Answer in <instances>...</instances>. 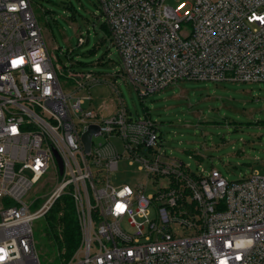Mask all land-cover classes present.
Returning <instances> with one entry per match:
<instances>
[{
    "label": "built area",
    "instance_id": "1",
    "mask_svg": "<svg viewBox=\"0 0 264 264\" xmlns=\"http://www.w3.org/2000/svg\"><path fill=\"white\" fill-rule=\"evenodd\" d=\"M176 1L99 0L141 97L182 79L264 82V0ZM63 71L32 0H0V264H42L33 224L64 196L81 242L69 259L57 252L63 264H264V169L235 181L194 171L122 98L108 117L86 108L90 87L112 74L69 70L64 87ZM121 163L147 182L119 180ZM44 179L54 187L33 209L25 198Z\"/></svg>",
    "mask_w": 264,
    "mask_h": 264
},
{
    "label": "rangeland",
    "instance_id": "2",
    "mask_svg": "<svg viewBox=\"0 0 264 264\" xmlns=\"http://www.w3.org/2000/svg\"><path fill=\"white\" fill-rule=\"evenodd\" d=\"M32 3L48 49L58 56L59 64L64 67L60 77L64 87L70 81L69 70L112 74V77L107 75L109 81L94 84L85 92L92 98L86 108L97 110L100 117H108L116 109V100L122 98L133 118L149 115L160 123L163 150L190 164L194 171L201 168L209 171L214 167L229 181L247 177L254 170L263 172L264 82L213 83L182 79L141 97L134 84L123 75L120 55L101 27L99 0H32ZM168 3L175 5L177 1L168 0ZM72 11L76 16L70 18ZM81 34L89 40L79 45ZM105 104L114 105L105 110L101 108ZM114 141L119 144L118 140ZM117 177L132 184L147 182L143 172L122 163ZM52 187L54 184L44 179L30 189L25 199L34 200L33 209H36ZM47 228L46 216L34 221L41 263L63 264L56 256L57 250L47 235Z\"/></svg>",
    "mask_w": 264,
    "mask_h": 264
},
{
    "label": "trees",
    "instance_id": "3",
    "mask_svg": "<svg viewBox=\"0 0 264 264\" xmlns=\"http://www.w3.org/2000/svg\"><path fill=\"white\" fill-rule=\"evenodd\" d=\"M75 16L76 13L72 11L69 17ZM101 27L109 38L110 32L107 24L102 22ZM88 40L89 38L86 39V42ZM46 219L48 224L47 235L50 241L55 245L57 252L61 253L63 259H69L81 242V230L70 197L64 196L57 200L46 214Z\"/></svg>",
    "mask_w": 264,
    "mask_h": 264
},
{
    "label": "water",
    "instance_id": "4",
    "mask_svg": "<svg viewBox=\"0 0 264 264\" xmlns=\"http://www.w3.org/2000/svg\"><path fill=\"white\" fill-rule=\"evenodd\" d=\"M96 131H98V126L92 124L89 126L88 130L83 134V143L87 152L90 151L92 135Z\"/></svg>",
    "mask_w": 264,
    "mask_h": 264
}]
</instances>
